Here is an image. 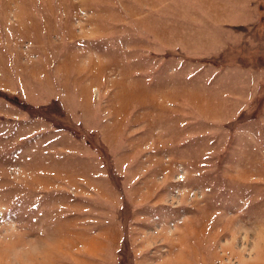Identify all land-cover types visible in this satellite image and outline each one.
I'll return each instance as SVG.
<instances>
[{
	"label": "rangeland",
	"instance_id": "1",
	"mask_svg": "<svg viewBox=\"0 0 264 264\" xmlns=\"http://www.w3.org/2000/svg\"><path fill=\"white\" fill-rule=\"evenodd\" d=\"M0 264H264V0H0Z\"/></svg>",
	"mask_w": 264,
	"mask_h": 264
}]
</instances>
